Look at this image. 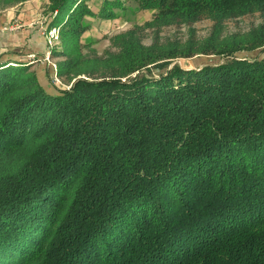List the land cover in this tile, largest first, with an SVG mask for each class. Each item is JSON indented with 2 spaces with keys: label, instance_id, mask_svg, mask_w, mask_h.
<instances>
[{
  "label": "trees",
  "instance_id": "trees-1",
  "mask_svg": "<svg viewBox=\"0 0 264 264\" xmlns=\"http://www.w3.org/2000/svg\"><path fill=\"white\" fill-rule=\"evenodd\" d=\"M132 1L152 20L100 57L82 52L86 17L126 0H50L69 87L0 54V264H264V56L237 54L264 51V24L223 35L264 0ZM203 16L204 39L141 38ZM199 54L222 61L173 62Z\"/></svg>",
  "mask_w": 264,
  "mask_h": 264
},
{
  "label": "rangeland",
  "instance_id": "rangeland-1",
  "mask_svg": "<svg viewBox=\"0 0 264 264\" xmlns=\"http://www.w3.org/2000/svg\"><path fill=\"white\" fill-rule=\"evenodd\" d=\"M88 3L96 10L101 4V0H88ZM116 12L117 16L109 20L97 19L90 16L86 17L89 27L81 37L82 52L86 56L97 55L103 57L106 51H115L116 48L113 47L111 43L113 36L131 29L137 24L144 26V24L152 20L154 16L153 10H142L139 8L138 4L132 0H126V7L124 9H116ZM46 24L45 22L41 23V25L44 26L42 33H35L33 35L32 42H29L20 50L23 56L20 55L21 57L18 58L32 63V70H37L38 77L47 89L52 87H69L74 80L72 75L60 76L56 72L57 63L64 61L66 57L51 56V52L54 49H60L62 45L60 35L58 40L55 36L53 37L49 31H47ZM214 24L215 22L213 19L203 16L193 24L174 23L160 29L145 26L140 34L142 40L146 44L152 43L157 34L161 41L174 39L185 41L191 37L204 39L211 34ZM261 24H264V15L260 12L232 17L225 21L223 35L226 36L240 32L245 33ZM27 26H29V21L26 18L14 16L10 22L0 25V28L17 27L13 31L21 32L25 30ZM34 26L35 25H32L31 27ZM237 54L243 57H255L257 55L264 56V51L258 48L250 51H239ZM47 56L50 57V62L46 59ZM220 61H222V58L218 56L199 54L188 58L180 57L173 62L193 67L198 65L203 66L207 63H218ZM160 71V68L153 69L155 74Z\"/></svg>",
  "mask_w": 264,
  "mask_h": 264
},
{
  "label": "crops",
  "instance_id": "crops-1",
  "mask_svg": "<svg viewBox=\"0 0 264 264\" xmlns=\"http://www.w3.org/2000/svg\"><path fill=\"white\" fill-rule=\"evenodd\" d=\"M49 5L50 0H24L11 7L0 9V25L10 22L14 16L23 17L29 21V26L21 32L0 28V54L8 51L20 52L22 47L32 42L35 33H42L44 26L41 23L45 22ZM32 25L35 26L31 27Z\"/></svg>",
  "mask_w": 264,
  "mask_h": 264
},
{
  "label": "built area",
  "instance_id": "built-area-1",
  "mask_svg": "<svg viewBox=\"0 0 264 264\" xmlns=\"http://www.w3.org/2000/svg\"><path fill=\"white\" fill-rule=\"evenodd\" d=\"M17 27H5L4 29L13 31ZM49 33L58 40L59 39V28H52ZM46 59L50 62V57L47 56Z\"/></svg>",
  "mask_w": 264,
  "mask_h": 264
}]
</instances>
